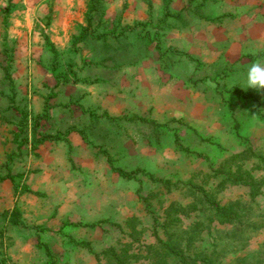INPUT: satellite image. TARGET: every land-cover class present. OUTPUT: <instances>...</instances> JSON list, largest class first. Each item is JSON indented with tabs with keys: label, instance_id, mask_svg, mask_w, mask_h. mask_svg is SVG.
<instances>
[{
	"label": "rangeland",
	"instance_id": "obj_1",
	"mask_svg": "<svg viewBox=\"0 0 264 264\" xmlns=\"http://www.w3.org/2000/svg\"><path fill=\"white\" fill-rule=\"evenodd\" d=\"M15 1L0 0V177L36 194L0 182V264H48L44 245L56 264H264V91L235 86L264 60V0H101L85 27L61 0L52 33L53 0L30 17Z\"/></svg>",
	"mask_w": 264,
	"mask_h": 264
},
{
	"label": "trees",
	"instance_id": "obj_2",
	"mask_svg": "<svg viewBox=\"0 0 264 264\" xmlns=\"http://www.w3.org/2000/svg\"><path fill=\"white\" fill-rule=\"evenodd\" d=\"M143 1L147 5L149 11L152 10V7H153L152 1L151 0H143ZM191 1H194V0H191ZM100 3H101V0H87V11L85 13V18H86V22L88 25L91 24L94 13H96L98 11V9L100 7ZM170 16H172V15H171V12L169 10L168 3H165L164 4V14H163V17L161 18L160 22L165 21ZM143 26H146V24H143ZM79 39L80 38H78V40ZM45 40H46V46L52 55V62H51L50 71L54 74L56 72L58 66H59V52H58L56 46L49 39L46 38ZM157 48L158 49L160 48L159 44H157ZM3 54L6 57V63H5V65H2L0 67L3 71L4 79L8 83L12 84V66L14 64V57L10 54L9 47L6 44H4V46H3ZM178 54H183L185 56H188L185 53H181V52H178ZM10 101L13 102V97H11ZM105 116H107V115H105ZM26 121H27V116L25 114H21V122L20 123L24 124V123H26ZM143 121H145V120H143ZM154 124L158 125L156 122H154ZM164 127H167V124H165ZM54 138H56V137H54ZM175 139H176V143L178 144V137L176 136ZM37 142H43V141L39 140ZM18 147L20 148L21 145L18 144ZM179 147L181 148L180 145H179ZM108 161L110 163L111 160L108 158ZM110 164H112V163H110ZM111 168L113 169V171L116 174H118L122 178L133 179L136 176L135 173L124 172L120 169L114 168L113 165H111ZM6 179H11V181L13 182L14 193L16 196L21 194V193H35L33 190L29 189L28 187H24L23 189H19V187L14 182V177H9V176L0 177V182L4 181ZM164 184L168 189L170 188L169 182H164ZM205 202H207V204L210 206V208L215 210L214 211L215 213L221 214L223 217L228 218L229 223L236 222V224L238 226H241V223H239V221H237L236 218H234L231 213L227 212V210L224 207H220L219 205L215 204L208 196L205 199ZM11 217H12V223L14 225H18L19 224V217H18V211L16 209H14ZM100 223L101 222H97V223L90 224L88 226L92 227V228L99 227ZM73 226H78V225L76 224ZM75 244H77L80 247L87 249L90 252H93L87 243H76L75 242ZM44 246H45L46 255H47L48 260H49L48 264H56V262L54 260V256H53L50 248L47 247L46 245H44ZM120 263H121V261H119V264Z\"/></svg>",
	"mask_w": 264,
	"mask_h": 264
},
{
	"label": "crops",
	"instance_id": "obj_3",
	"mask_svg": "<svg viewBox=\"0 0 264 264\" xmlns=\"http://www.w3.org/2000/svg\"><path fill=\"white\" fill-rule=\"evenodd\" d=\"M47 0H16L15 2L18 4H21V6L24 4L23 7L19 8L20 12L24 15H26L27 17L29 16H45L47 14V11H45V4L44 2ZM14 2V1H12ZM54 2V6H53V11L55 12L56 16L59 17L55 20H53L49 25H48V31L50 33H52L53 31H55L54 29L57 28L58 30H60L59 26L60 24H62L60 17H62L63 15L69 14V12L72 11V8H67V7H63L62 4L60 3L61 0H53ZM79 5L81 6V15L83 16V18H80L78 20V24L81 27H85L86 22L84 20V15L87 11V1L85 0H78ZM15 4V3H13ZM86 7V8H85ZM65 8V9H63ZM17 10H13V13H16ZM14 15V14H13ZM77 16H80V12L77 13ZM257 22L259 21V19H255ZM264 22V21H263ZM72 23V21H68V22H64V27L63 30H67L70 27V24ZM259 23V22H258ZM29 31V29H28ZM53 41H51L54 44V37L52 36V34H50ZM257 37H252V42H254V45L252 43V48H260L261 50L264 49V31H262L260 34H257ZM55 45V44H54ZM56 46V45H55Z\"/></svg>",
	"mask_w": 264,
	"mask_h": 264
},
{
	"label": "clouds",
	"instance_id": "obj_4",
	"mask_svg": "<svg viewBox=\"0 0 264 264\" xmlns=\"http://www.w3.org/2000/svg\"><path fill=\"white\" fill-rule=\"evenodd\" d=\"M236 85L257 92L264 91V60L256 59L247 64L242 80H237Z\"/></svg>",
	"mask_w": 264,
	"mask_h": 264
}]
</instances>
